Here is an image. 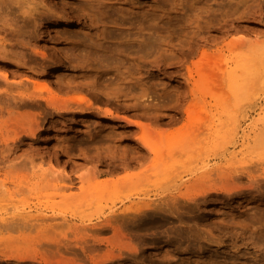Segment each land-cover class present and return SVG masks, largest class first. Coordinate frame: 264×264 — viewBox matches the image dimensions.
<instances>
[{
	"label": "rangeland",
	"instance_id": "374dc122",
	"mask_svg": "<svg viewBox=\"0 0 264 264\" xmlns=\"http://www.w3.org/2000/svg\"><path fill=\"white\" fill-rule=\"evenodd\" d=\"M0 264H264V0H0Z\"/></svg>",
	"mask_w": 264,
	"mask_h": 264
},
{
	"label": "bare ground",
	"instance_id": "6f19581e",
	"mask_svg": "<svg viewBox=\"0 0 264 264\" xmlns=\"http://www.w3.org/2000/svg\"><path fill=\"white\" fill-rule=\"evenodd\" d=\"M16 1H17V0H16ZM18 1H19V0H18ZM13 3H14V2H13ZM15 3H16V2H15ZM18 3H19V2H18ZM31 3H32V2H30V4H31ZM19 4H20V3H19ZM35 6H36L35 4H34L33 8H32V6H31V9H30V6H28V7H29L28 10H30V13H31V14H33L34 11H35V12L38 11V10H37V9H38L37 6H36V8H35ZM26 12H27V11H26ZM28 12H29V11H28ZM28 12H27V13H28ZM36 13H37V12H36ZM48 13H50V12L48 11ZM28 14H29V13H28ZM44 14H46V15H45V16H42V14H41V16H42V17H46V16H47V13H44ZM51 14H52V13H51ZM49 15H50V14H49ZM31 16H32V15H31ZM35 16H36V14H35ZM35 18H36V17H35ZM47 18H50V17L47 16ZM45 19H46V18H45ZM67 19H69V18H67ZM66 21H67V20H66ZM67 23H69V22H67ZM70 23H71V22H70ZM214 35H215V34H214ZM215 36H216V35H215ZM215 36H212V37H215ZM237 44H238V43H237ZM2 45H3V44H2ZM4 52H5V51H3V53H4ZM8 52H9V51H8ZM10 54H11V53H10ZM3 55L6 56L5 53H4ZM7 56H8V55H7ZM11 85H13V84H11ZM8 86H10V84H8ZM11 87H12V86H10V88H11ZM21 131L24 132L25 130H24V131L21 130ZM21 131H20V132H21ZM18 134H19V133H18ZM20 134H21V133H20ZM140 135H141V134H140ZM138 138H139V137H138ZM139 139H141V141H142V143L145 145V147H147V148L149 149V153H150V154L156 152V151H155V148L152 146L151 142L149 141V139H148L144 134H142L141 137H140ZM146 151H147V150H146ZM150 154H148V155H150ZM141 155H142V154H141ZM143 155H144V154H143ZM143 155H142V156H143ZM146 155H147V154H146ZM148 155H147L146 157H148ZM145 160H146V159H145ZM126 162H127V161H126ZM123 164H124V163H123ZM121 165H122V164H121ZM127 165H128V163H127ZM127 165H126V166H127ZM129 166H130V165H129ZM129 166H128V167H129ZM111 170H112V169H111ZM112 171H113V170H112ZM112 171H111V172H112ZM117 172H118V171H117ZM112 173H114V172H112ZM107 181H108V180H107ZM109 181H110V180H109ZM142 203H143V204H141V207H142V208L138 207V209L140 208L139 211L142 209V212H143V209H144L143 206H144V204L147 203V202H145V203L142 202ZM142 205H143V206H142ZM152 205H153V204H151V206H152ZM136 206H137V205H136ZM139 206H140V204H139ZM145 206H148V204H145ZM129 207H130V206H129ZM133 207H134V206H133ZM133 207H130L131 210L134 209ZM145 208H146V207H145ZM150 208H151V207H150ZM16 209H18V208H16ZM126 209H127V208H126ZM126 209H125V210H126ZM136 209H137V208H136ZM144 210L147 211L146 209H144ZM127 212H128V211H127ZM127 214H128V213H127ZM8 218H9V217H8ZM4 219H5V218H4ZM39 219H40V218H39ZM11 223H12V222H11ZM16 223H17V221H16ZM26 224H27V222H26ZM4 225H6V224H4ZM2 226H3V225H2ZM6 226H8V225H6ZM16 226L18 227V225H16ZM21 226H22V225H21ZM23 227H24V225H23ZM18 228H19V227H18Z\"/></svg>",
	"mask_w": 264,
	"mask_h": 264
}]
</instances>
